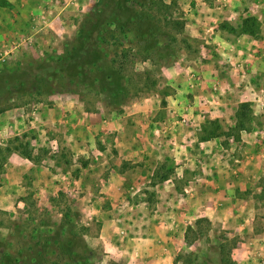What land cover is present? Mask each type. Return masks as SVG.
<instances>
[{
	"label": "rangeland",
	"instance_id": "1",
	"mask_svg": "<svg viewBox=\"0 0 264 264\" xmlns=\"http://www.w3.org/2000/svg\"><path fill=\"white\" fill-rule=\"evenodd\" d=\"M96 1L54 0L48 34L0 48V77L58 59ZM165 2L192 48L158 69L135 62L157 85L127 106L36 89L0 99L14 113L13 127L0 120V264L4 251L77 264L70 250H89L84 264H220L226 238L237 264H264V0ZM248 17L256 35L241 31ZM245 104L249 130L226 135Z\"/></svg>",
	"mask_w": 264,
	"mask_h": 264
},
{
	"label": "trees",
	"instance_id": "2",
	"mask_svg": "<svg viewBox=\"0 0 264 264\" xmlns=\"http://www.w3.org/2000/svg\"><path fill=\"white\" fill-rule=\"evenodd\" d=\"M174 15L165 0H97L58 59L7 70L0 77V99L36 89L38 94L71 93L87 106L95 100L111 109L125 107L157 85L153 72H137L133 67L135 62L152 61L158 69L163 60L192 48L191 39L183 34V22ZM241 31L256 35L258 21L248 17ZM247 109L248 105H243L237 116L239 124L229 128L226 135L237 136L236 133L249 130ZM212 129L218 130L220 126ZM217 130L210 132L208 138L218 137ZM73 233L66 230L68 245H73V235L77 238ZM236 245L234 239H224L219 248L220 264H237L232 256ZM84 251L82 256L70 250L74 263L89 261V250ZM2 253L5 264H17L11 254ZM184 261V264L196 263V259ZM202 264L213 262L206 259Z\"/></svg>",
	"mask_w": 264,
	"mask_h": 264
},
{
	"label": "crops",
	"instance_id": "3",
	"mask_svg": "<svg viewBox=\"0 0 264 264\" xmlns=\"http://www.w3.org/2000/svg\"><path fill=\"white\" fill-rule=\"evenodd\" d=\"M54 0H0V48L5 50L14 43H18L21 40H29L39 35L40 33L48 34L45 30L49 26H53L59 19V14L55 13L53 6ZM38 25V31L32 32V27ZM33 33V37L30 34ZM150 100V99H149ZM55 107V106H54ZM49 113L47 118L49 122L55 120L54 110L48 109ZM53 112V115H52ZM14 113L6 111L0 114V120L2 122L1 127L6 125V128H10L11 120H13ZM87 119V118H86ZM167 136L166 131L163 136ZM168 135L175 136L174 131L168 132ZM121 137V136H119ZM173 139V138H171ZM156 141V140H155ZM165 140H161V147L164 145ZM156 146H159L158 142H154ZM198 155L205 154L201 148H199ZM175 213V212H174ZM177 213H175L176 215ZM178 214L184 215L186 218L192 217L190 209L186 207L183 210H178ZM189 215V216H188ZM159 239V238H156Z\"/></svg>",
	"mask_w": 264,
	"mask_h": 264
},
{
	"label": "built area",
	"instance_id": "4",
	"mask_svg": "<svg viewBox=\"0 0 264 264\" xmlns=\"http://www.w3.org/2000/svg\"><path fill=\"white\" fill-rule=\"evenodd\" d=\"M123 233V232H122Z\"/></svg>",
	"mask_w": 264,
	"mask_h": 264
}]
</instances>
